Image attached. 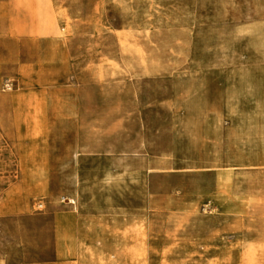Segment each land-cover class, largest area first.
Returning a JSON list of instances; mask_svg holds the SVG:
<instances>
[{"label": "rangeland", "instance_id": "obj_1", "mask_svg": "<svg viewBox=\"0 0 264 264\" xmlns=\"http://www.w3.org/2000/svg\"><path fill=\"white\" fill-rule=\"evenodd\" d=\"M263 78L264 0H0V264H264Z\"/></svg>", "mask_w": 264, "mask_h": 264}, {"label": "crops", "instance_id": "obj_2", "mask_svg": "<svg viewBox=\"0 0 264 264\" xmlns=\"http://www.w3.org/2000/svg\"><path fill=\"white\" fill-rule=\"evenodd\" d=\"M48 30L50 32L60 30L56 24L49 20ZM264 79V78H263ZM261 87H264V80L259 83ZM254 104H259L260 102L254 101ZM140 228L139 227H125L120 228L117 232L113 233L115 249L108 250L104 249L99 252H94L89 249V264H114V259L118 258V252L122 249L129 250L128 252L136 253V238L139 236ZM86 244L84 241H79V254L84 258V251L86 249ZM135 261V257H134Z\"/></svg>", "mask_w": 264, "mask_h": 264}]
</instances>
